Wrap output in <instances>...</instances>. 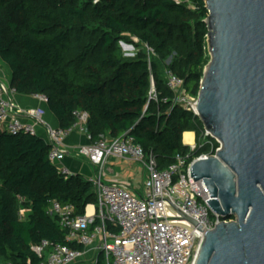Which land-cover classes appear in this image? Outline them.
<instances>
[{"label":"trees","instance_id":"16d2710c","mask_svg":"<svg viewBox=\"0 0 264 264\" xmlns=\"http://www.w3.org/2000/svg\"><path fill=\"white\" fill-rule=\"evenodd\" d=\"M208 16L205 0H0V57L12 71L16 93L46 96L60 129H71L74 113L86 112L92 143L131 133L167 170L177 155L190 153L184 134L195 133L200 146L204 126L183 107L163 102L173 98L165 70L198 96L209 62ZM127 35L172 61L149 62L144 52L125 58L118 42ZM152 78L158 102L149 100ZM50 151L39 136L0 130L1 264H38L32 248L44 241L84 251L67 242L68 233L48 212L58 203L84 216L98 202L95 189L81 175L66 178ZM211 151L198 147L192 159ZM21 211L28 212L24 220ZM97 264H105L102 255Z\"/></svg>","mask_w":264,"mask_h":264},{"label":"built area","instance_id":"2783aa9c","mask_svg":"<svg viewBox=\"0 0 264 264\" xmlns=\"http://www.w3.org/2000/svg\"><path fill=\"white\" fill-rule=\"evenodd\" d=\"M173 1L178 5L191 4V0ZM145 47L149 58L156 56L153 48ZM166 79L173 98H165L163 102H172L198 117V96H191L185 81L171 71L166 73ZM15 94V89L0 82L1 131L38 136L37 128H43L44 140L51 147L49 156L55 164L68 155L86 161L94 169L89 180L95 189L97 204L88 206L81 217L75 216L72 206L63 207L58 203L48 212L68 233L67 242L83 246L84 251L44 241L32 248L39 258L38 264H79L88 250L95 254L94 264L99 255L103 256L105 264H112L111 260L113 264H194L205 233L215 230L222 222L233 221H223L216 215L208 203L212 198L204 181L194 183L192 180L193 162L216 156L222 149L219 140L213 139L207 130L202 133L200 146L196 141L189 144V154L177 155L169 169L161 170L155 155L146 153L128 134L120 139L101 138L88 146L66 149L65 139L69 134L80 132L89 136V114L75 112L76 123L71 129H53L44 121V110L20 108L14 102ZM35 97L48 104L46 96ZM149 100L159 101L153 78ZM205 146L211 148V154L192 159V152ZM112 160L130 161L144 168L148 179L142 186L141 196L124 185L104 179ZM58 169L66 178L73 176L65 167ZM19 217L24 220L23 211ZM185 218L193 220L197 226Z\"/></svg>","mask_w":264,"mask_h":264},{"label":"water","instance_id":"95a60500","mask_svg":"<svg viewBox=\"0 0 264 264\" xmlns=\"http://www.w3.org/2000/svg\"><path fill=\"white\" fill-rule=\"evenodd\" d=\"M205 3L211 60L197 118L222 149L194 161L191 175L212 211L233 221L205 233L194 264H264V0Z\"/></svg>","mask_w":264,"mask_h":264},{"label":"crops","instance_id":"0c3cea01","mask_svg":"<svg viewBox=\"0 0 264 264\" xmlns=\"http://www.w3.org/2000/svg\"><path fill=\"white\" fill-rule=\"evenodd\" d=\"M13 74L9 66H7L0 57V82L7 83L11 86ZM12 87V86H11ZM14 102L22 109H41L45 111L44 121L51 128H60V122L55 115L51 112L47 103L42 102L35 96H25L15 94ZM38 136L45 139L46 131L43 128H37ZM192 133V132H186ZM184 134V135H185ZM194 141H196V134L193 133ZM184 141V136H183ZM92 142L88 135L80 132H73L69 134L65 139V148L72 150L73 148L79 146H88ZM185 144V142H184ZM186 146H189L187 144ZM58 168L65 167L73 175H81L86 179H90L94 175V169L84 160H77L71 156H64L58 163H56ZM104 179L109 183H115L124 185L129 188L134 194L142 195L143 184L147 181L148 177L144 168L138 164L130 161H118L112 160L105 172ZM95 259V254L92 250H88L84 258L79 264H93Z\"/></svg>","mask_w":264,"mask_h":264},{"label":"rangeland","instance_id":"374dc122","mask_svg":"<svg viewBox=\"0 0 264 264\" xmlns=\"http://www.w3.org/2000/svg\"><path fill=\"white\" fill-rule=\"evenodd\" d=\"M98 1L99 0H96V2H98ZM206 44H207V50H208V43H206ZM118 48H119L120 52L124 55V57L129 58V59H133V58L137 57L140 53H143V52L147 55L146 47L141 43L139 37L133 36V35L132 36L127 35L126 40H120L118 42ZM208 56H209V62H208V64H209L210 60H211L209 53H208ZM147 59L149 62H151L152 59H156L163 66L164 65L168 66L169 63L172 61L171 57L168 59H161L159 56H154L152 58H149V56H147ZM204 70H205V68H204ZM167 72H168V70L166 69L165 74ZM27 213H28L27 211H23L24 215H27ZM111 262L113 264V260H111ZM1 263L2 262H0V264ZM93 264H94V262H93Z\"/></svg>","mask_w":264,"mask_h":264},{"label":"bare ground","instance_id":"6f19581e","mask_svg":"<svg viewBox=\"0 0 264 264\" xmlns=\"http://www.w3.org/2000/svg\"><path fill=\"white\" fill-rule=\"evenodd\" d=\"M193 136H194L193 133H187L184 135L185 145H187V144L193 145L194 144Z\"/></svg>","mask_w":264,"mask_h":264}]
</instances>
